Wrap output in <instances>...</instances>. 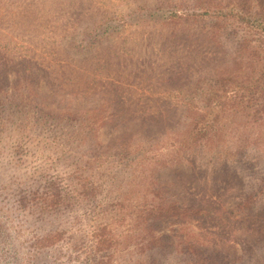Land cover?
Listing matches in <instances>:
<instances>
[{
  "label": "rangeland",
  "instance_id": "1",
  "mask_svg": "<svg viewBox=\"0 0 264 264\" xmlns=\"http://www.w3.org/2000/svg\"><path fill=\"white\" fill-rule=\"evenodd\" d=\"M201 1L211 12L219 3ZM194 5L0 0V102L10 103L2 111L11 118L0 141V264H173L180 245L193 243L219 264H264V186L252 212H236L264 179V115L232 111L209 138L196 135L201 125L186 94L199 77L238 72L235 42L210 29L214 20L190 19ZM87 112L96 127L84 143L69 137L78 121H54ZM43 176L59 177L73 199L59 215L38 219L37 209L27 215L13 200ZM152 189L157 198L147 194ZM145 195L203 208L208 220L156 225V237L174 242L163 251L159 241L141 238L146 233H130ZM103 222L119 242L110 258L90 237ZM47 227L59 242L36 253L31 239Z\"/></svg>",
  "mask_w": 264,
  "mask_h": 264
},
{
  "label": "trees",
  "instance_id": "2",
  "mask_svg": "<svg viewBox=\"0 0 264 264\" xmlns=\"http://www.w3.org/2000/svg\"><path fill=\"white\" fill-rule=\"evenodd\" d=\"M211 1V0H210ZM214 4L211 12L209 9L201 8L205 2L197 0L198 5H194L187 16L194 21L197 18L207 17L209 20H214L210 26L211 28H220L223 30L226 39L234 41V54L232 58L237 66L235 71L238 73L221 74L210 73L208 76L199 77L196 79V84H193L195 88L192 92L188 91L187 97L183 99L185 105L191 107L192 111H196L197 125H201L196 132L198 137L209 136L210 130L215 131L218 129V125L222 119L233 112L238 110L246 111L252 116L259 118L264 115V0H230L227 3ZM226 4V5H225ZM207 8V7H206ZM173 17L181 18V16L173 15ZM218 21L225 22V25L217 24ZM235 64V65H236ZM199 94L197 99L195 95ZM10 103L6 101L0 102V141L4 144L7 132L10 129L7 128V123L11 121L9 115H5V111H2L3 107H9ZM201 111V112H200ZM233 111V112H232ZM231 112V113H228ZM6 116V117H5ZM24 116L26 114L24 113ZM247 117V116H246ZM93 118V112H87L77 117H73L69 114H62L57 116L54 120L56 125L61 123L77 122L78 127L74 126L69 132V137H74L78 134L79 141H84L87 137H94V130L96 126H91L89 120ZM210 118V119H208ZM194 120V119H193ZM64 125V124H63ZM214 127H213V126ZM78 129V132H76ZM13 132V129H11ZM76 132V133H75ZM16 133L23 135L22 129H17ZM13 152L20 148L19 144L13 145ZM125 158H130L133 154L128 149L122 153ZM138 158V156L136 157ZM133 159V158H132ZM131 159V160H132ZM80 178V177H79ZM84 179L80 180V187H87L83 184ZM264 179L256 191L247 193L236 204V212L238 213H250L254 209L255 204L259 200V195L263 192ZM93 187V186H92ZM29 188V187H28ZM89 188L90 190L94 189ZM64 187L60 184L59 177H40L30 189L21 192L18 199L13 200V206L19 208L20 211L26 212L27 215H33L34 208L38 210V219L41 216L51 217L59 215L60 210L70 206L69 201L73 199L72 195L63 191ZM86 190V198L89 197L90 190ZM147 194H151L154 197H158L155 191H150ZM136 229L132 226L130 233L134 238L136 235L146 233L141 237L147 241L148 244H152L153 241H159L158 247L163 251L172 243L173 239L163 234L160 237H156L154 230L155 226L163 223L164 221L172 218L191 219L197 222H205L208 220V211L203 208L185 206L181 207L174 203L163 202V199L157 202L153 201V197L150 195L144 196V202L141 206H138L136 210ZM234 214V212H233ZM203 220V221H201ZM210 220V219H209ZM123 222L124 219H121ZM49 223V222H48ZM128 225V224H127ZM112 225L110 223H100L90 233V237L93 241L92 244L96 251L103 254L107 252L106 257H112L113 248L119 243L118 239L112 232ZM133 229L134 232H133ZM140 229V230H139ZM46 232L36 235L31 239L32 246L36 253H48L47 250L53 245H56L59 240H51V236H54L49 227L43 229ZM127 230H129L127 228ZM137 233V234H135ZM58 234V232H54ZM150 238L151 240H149ZM151 241V242H150ZM181 248L177 252L175 251V261L173 264H219L212 254L202 252L195 243L188 244L186 248L180 245ZM173 247V246H171ZM96 252H93L95 254ZM154 257V256H153ZM151 257L152 263L156 261V258Z\"/></svg>",
  "mask_w": 264,
  "mask_h": 264
}]
</instances>
